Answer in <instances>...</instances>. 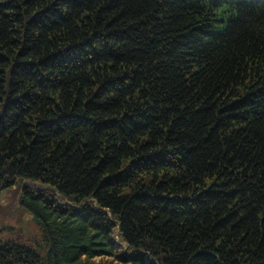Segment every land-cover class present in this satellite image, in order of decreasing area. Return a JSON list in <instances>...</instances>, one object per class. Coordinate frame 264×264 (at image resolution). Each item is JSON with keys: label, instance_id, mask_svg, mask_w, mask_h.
<instances>
[{"label": "trees", "instance_id": "trees-1", "mask_svg": "<svg viewBox=\"0 0 264 264\" xmlns=\"http://www.w3.org/2000/svg\"><path fill=\"white\" fill-rule=\"evenodd\" d=\"M15 187L0 264H264V0H0Z\"/></svg>", "mask_w": 264, "mask_h": 264}, {"label": "rangeland", "instance_id": "rangeland-1", "mask_svg": "<svg viewBox=\"0 0 264 264\" xmlns=\"http://www.w3.org/2000/svg\"><path fill=\"white\" fill-rule=\"evenodd\" d=\"M20 189L15 187L9 190H5L0 193V236H14V234H19L20 228L25 227L29 231L36 229V225L30 223L22 222L19 220L21 214L23 218L29 220V215L19 211V199H20Z\"/></svg>", "mask_w": 264, "mask_h": 264}, {"label": "flooded vegetation", "instance_id": "flooded-vegetation-1", "mask_svg": "<svg viewBox=\"0 0 264 264\" xmlns=\"http://www.w3.org/2000/svg\"><path fill=\"white\" fill-rule=\"evenodd\" d=\"M23 230L25 231V233L27 235H20V234H14L13 237H8L6 238L5 235H2L0 236V240L2 242H10V240H13V242H17V243H20V244H26V242L22 241V240H15L16 238H23V239H27V240H32L34 238H39L40 236L36 233H34L33 231H29L27 230L25 227H22ZM35 230V229H34ZM10 239V240H9Z\"/></svg>", "mask_w": 264, "mask_h": 264}, {"label": "water", "instance_id": "water-1", "mask_svg": "<svg viewBox=\"0 0 264 264\" xmlns=\"http://www.w3.org/2000/svg\"><path fill=\"white\" fill-rule=\"evenodd\" d=\"M34 219H35V221L40 222L42 225H44L43 222H41L36 216H34ZM51 247H52V243H51L49 249L47 250V253L50 251Z\"/></svg>", "mask_w": 264, "mask_h": 264}]
</instances>
